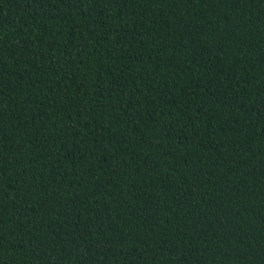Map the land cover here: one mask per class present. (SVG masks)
<instances>
[{
  "label": "trees",
  "instance_id": "obj_1",
  "mask_svg": "<svg viewBox=\"0 0 264 264\" xmlns=\"http://www.w3.org/2000/svg\"><path fill=\"white\" fill-rule=\"evenodd\" d=\"M0 264H264V0H0Z\"/></svg>",
  "mask_w": 264,
  "mask_h": 264
}]
</instances>
